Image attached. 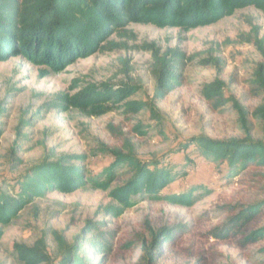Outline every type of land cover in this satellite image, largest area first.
I'll return each instance as SVG.
<instances>
[{
	"label": "rangeland",
	"instance_id": "rangeland-1",
	"mask_svg": "<svg viewBox=\"0 0 264 264\" xmlns=\"http://www.w3.org/2000/svg\"><path fill=\"white\" fill-rule=\"evenodd\" d=\"M256 42L264 50V14L248 8L188 32L130 25L102 44L98 53L79 59L60 73L22 58L0 62L3 189H13L12 179L50 153L84 156V162L77 164L94 174L111 162L110 155L101 148L121 149L127 144L141 160L156 159L164 167H178L175 172H179V178L162 194L175 196L197 187L200 190L195 195L201 197L192 207L141 200L113 219L103 213L110 204L106 192L87 187L66 195L49 194L3 229L0 264H21L13 252L14 245L32 247L40 240L48 257L56 260V235L72 245L87 221L103 222L100 228L109 232L110 249L108 253H103L105 249L94 252L83 244L78 254L89 264H148L149 231L176 225L186 227L185 234L171 252L156 255L154 264H194L192 255L207 257L213 253L219 255L217 264H248L247 258H258V246L240 249L233 242L216 241L211 231L226 221L230 207L264 201V168L227 176L225 166L206 161L194 145L172 153L200 135L214 140L248 137L264 142V127L259 121L248 119L243 125L231 103L215 111L202 97L203 86L218 79L225 85V97H232L252 113L260 103L250 87L253 71L262 62ZM172 49H179L188 61L183 84L164 100L153 103L151 52L157 50L161 55ZM102 84L135 87L137 92L128 101L143 102L147 107L138 115H126L113 108L101 117H90L51 105L58 96H72L87 86ZM20 121L28 124L20 127ZM138 125H143L144 136L134 131ZM121 173L113 185L123 181ZM263 224L264 207L253 225Z\"/></svg>",
	"mask_w": 264,
	"mask_h": 264
},
{
	"label": "trees",
	"instance_id": "trees-1",
	"mask_svg": "<svg viewBox=\"0 0 264 264\" xmlns=\"http://www.w3.org/2000/svg\"><path fill=\"white\" fill-rule=\"evenodd\" d=\"M248 8L264 14V0H0V62L22 58L32 65L60 73L79 59L98 53L102 44L122 34L130 25L188 32L215 24ZM256 47L262 62L253 71L250 87L260 103L251 114L232 97H225V85L218 79L203 86L202 97L212 110L231 103L243 125L249 119L259 121L264 127V50L259 42ZM151 55L155 77L151 102L157 103L182 86L188 61L179 49L167 50L161 55L153 50ZM216 62L214 64H218ZM136 92L135 87L126 85L87 86L72 96H58L51 105L63 112L78 110L90 117H101L113 108L132 116L147 107L143 102L128 101ZM2 114L0 109V117ZM19 124L25 126L28 121ZM142 126L138 125L134 131L144 136ZM2 136L0 123V150ZM191 145L206 161L225 166L227 176L249 168H264V142L261 141L248 137L214 140L200 135L187 140L172 153L178 154ZM101 152L108 153L111 162L97 173L91 174L83 165L77 164L84 162V156L50 153L12 179L13 189L7 191L0 186V240L3 229L10 226L21 212L53 193L66 195L87 187L106 192L110 204L105 206L103 213L113 219L141 200L192 207L201 198L195 195L200 190L197 187L175 196L162 194L179 178L176 166L164 167L156 159L141 160L127 144L121 149L101 148ZM17 163L22 164L18 160ZM119 171H122L123 181L113 185ZM263 207L264 201L230 207L228 218L211 231V236L219 242H233L240 249L258 246L255 251L258 258H247L246 262L264 264V244L259 245L264 241V224L253 225ZM101 226H104L103 222L87 221L72 245L56 235V260H51L45 253L42 240L32 247L16 244L13 252L21 264H89L78 254L83 244L94 252L105 249L103 253H108L110 250L107 249L109 232L102 231ZM185 232L186 227L180 225L150 230L151 241L146 249L148 264H154L156 255L171 252ZM192 257L194 264H217L219 255Z\"/></svg>",
	"mask_w": 264,
	"mask_h": 264
}]
</instances>
